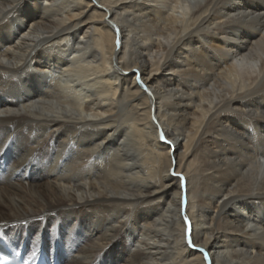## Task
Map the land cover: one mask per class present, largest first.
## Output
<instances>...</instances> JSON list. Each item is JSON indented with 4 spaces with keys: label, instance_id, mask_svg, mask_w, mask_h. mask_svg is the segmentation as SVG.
<instances>
[{
    "label": "bare ground",
    "instance_id": "6f19581e",
    "mask_svg": "<svg viewBox=\"0 0 264 264\" xmlns=\"http://www.w3.org/2000/svg\"><path fill=\"white\" fill-rule=\"evenodd\" d=\"M0 166L64 264H264V0H0Z\"/></svg>",
    "mask_w": 264,
    "mask_h": 264
},
{
    "label": "snow or ice",
    "instance_id": "6c2138e0",
    "mask_svg": "<svg viewBox=\"0 0 264 264\" xmlns=\"http://www.w3.org/2000/svg\"><path fill=\"white\" fill-rule=\"evenodd\" d=\"M162 139H163V137H162ZM173 174L175 175L176 173L174 172ZM185 219H187V218L185 217ZM190 231H191V229H190V225H189V238H188V245H189V247H195V246L193 245V243H192V240H191ZM0 238H2V237H0ZM201 251H203V250L201 249ZM33 256H35V252H33Z\"/></svg>",
    "mask_w": 264,
    "mask_h": 264
}]
</instances>
